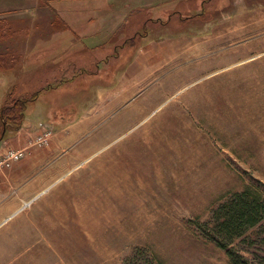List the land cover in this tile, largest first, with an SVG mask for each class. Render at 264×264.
Segmentation results:
<instances>
[{
  "label": "rangeland",
  "instance_id": "rangeland-1",
  "mask_svg": "<svg viewBox=\"0 0 264 264\" xmlns=\"http://www.w3.org/2000/svg\"><path fill=\"white\" fill-rule=\"evenodd\" d=\"M176 5L162 31L180 35L181 53L150 74L119 75V87L108 67L130 45L99 46L82 71L81 60L62 70L70 55L56 54L58 42L34 44L30 16L0 19V104L30 99L0 140V159L23 155L0 174L53 144L62 187L50 193L54 214L17 222L33 202L24 200L0 221V264H124L137 248L157 264H229L197 225L231 193L264 192V0ZM41 30L40 40L50 37ZM263 234L264 223L234 248L264 264Z\"/></svg>",
  "mask_w": 264,
  "mask_h": 264
},
{
  "label": "crops",
  "instance_id": "crops-1",
  "mask_svg": "<svg viewBox=\"0 0 264 264\" xmlns=\"http://www.w3.org/2000/svg\"><path fill=\"white\" fill-rule=\"evenodd\" d=\"M182 1L188 0H0V19L20 23L24 16H30V31L27 37L31 35L34 44L58 42L56 54L60 52L59 57L70 55L67 57L71 60L67 66L62 64V70L71 67L72 60H81L79 68L82 71L84 62L90 59L89 55L98 50L99 46L114 45L115 52V45H130L131 54L127 57V54L123 55L124 61L121 59L116 64L114 60L108 67L113 78L116 75V83L115 78L113 79L114 85L119 87V75L131 77L150 74L155 68L159 69L165 60L171 59L166 63L175 61L178 52L181 53V47L177 46L181 42L180 35L162 31V27L171 19V16L163 15L170 10L175 11L176 4ZM190 3L191 1L183 3L188 4L185 7L186 12L194 9V6H191L193 3ZM45 13H48L49 18L59 20L63 28H53L49 19L43 21L41 18ZM9 15L16 17L11 18ZM149 27L156 29L150 30ZM42 28H48L50 37L40 40ZM190 36L187 35L183 39H190ZM17 39L16 43L23 44V32ZM2 41L5 42L0 38V44ZM68 46L73 50H70L72 53L61 51L65 50V47L69 48ZM166 54L170 57L164 59ZM96 67L101 70L104 64ZM121 81L123 83L125 80ZM62 83L64 81L53 90ZM55 150L53 144L45 149H31L24 159L0 174V221L16 212L18 204L24 200L33 202L29 211L17 213V222L18 217L19 220L24 219L25 214L28 216L29 212L40 219L46 214H54L56 209L51 205L53 198L50 193H57L60 191L58 188H62L53 184L57 170L50 160H53L52 154Z\"/></svg>",
  "mask_w": 264,
  "mask_h": 264
},
{
  "label": "trees",
  "instance_id": "trees-1",
  "mask_svg": "<svg viewBox=\"0 0 264 264\" xmlns=\"http://www.w3.org/2000/svg\"><path fill=\"white\" fill-rule=\"evenodd\" d=\"M3 55L0 53V58ZM29 100L15 99L0 106V140L9 126H18L21 123ZM263 223L264 192L255 193L245 189L231 193L214 208L210 220L200 223L197 228L205 238L225 251L229 264H255L236 250L233 243L249 230L263 226ZM261 242L264 243V234ZM141 250L143 249L137 248L133 251V255L125 260L124 264H157L150 255L140 257Z\"/></svg>",
  "mask_w": 264,
  "mask_h": 264
},
{
  "label": "built area",
  "instance_id": "built-area-1",
  "mask_svg": "<svg viewBox=\"0 0 264 264\" xmlns=\"http://www.w3.org/2000/svg\"><path fill=\"white\" fill-rule=\"evenodd\" d=\"M48 133L39 135L36 139L38 145L48 142ZM23 155L22 149L9 150L4 154V157L0 159V169L3 167H9L14 160L19 159Z\"/></svg>",
  "mask_w": 264,
  "mask_h": 264
},
{
  "label": "water",
  "instance_id": "water-1",
  "mask_svg": "<svg viewBox=\"0 0 264 264\" xmlns=\"http://www.w3.org/2000/svg\"><path fill=\"white\" fill-rule=\"evenodd\" d=\"M5 124V122H3ZM5 129L3 130V133H4Z\"/></svg>",
  "mask_w": 264,
  "mask_h": 264
}]
</instances>
